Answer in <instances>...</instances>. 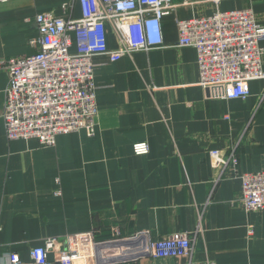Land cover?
<instances>
[{
	"label": "crops",
	"instance_id": "1",
	"mask_svg": "<svg viewBox=\"0 0 264 264\" xmlns=\"http://www.w3.org/2000/svg\"><path fill=\"white\" fill-rule=\"evenodd\" d=\"M67 2L0 3V59L37 52L31 44L38 37L37 15L79 19L77 2L61 9ZM218 7L251 9L264 24V0H226ZM213 11L211 4L178 7L162 20V45L116 62L94 57L95 132L59 135L53 147L6 139L8 76L0 71V264L11 255L19 264H35L31 252L45 240H57L62 249L66 236L89 232L95 242L108 243L101 253L107 262L97 257L80 264H185L184 257H129L145 241L178 234L192 241L194 263L264 264V211L246 213L236 202L239 177L264 172V80L250 82L246 99L214 95L198 84L194 48L177 46V21ZM106 37L116 50L109 26ZM260 46L264 50V41ZM140 142L149 146L145 156L132 152ZM212 150L236 160L216 185ZM114 230L122 241L112 244ZM54 258L49 253V261Z\"/></svg>",
	"mask_w": 264,
	"mask_h": 264
},
{
	"label": "built area",
	"instance_id": "2",
	"mask_svg": "<svg viewBox=\"0 0 264 264\" xmlns=\"http://www.w3.org/2000/svg\"><path fill=\"white\" fill-rule=\"evenodd\" d=\"M222 1L226 0H72L79 5V19L58 18L50 13L37 15L38 37L31 41L37 52L0 59V71L8 76L2 115L6 139L36 140L42 147H53L59 135L83 131L92 136L98 114L93 58L105 56L116 62L133 52L162 45V20L181 6L211 4L214 7L209 16L176 23L177 46L196 51L199 86L228 100L246 99L250 82L264 80V50L260 46L264 41V24L255 20L251 9L219 10ZM72 2L62 4L61 9L68 11ZM106 26L116 36V50L107 46ZM132 152L135 156H145L149 146L145 142L135 143ZM209 158L216 173L213 180L216 185L229 177L227 170L234 169L236 160L233 156L223 157L218 150L210 151ZM239 179L238 205L246 213L264 211V172L244 174ZM116 231L113 232L117 239L112 244L122 241ZM248 234H252V227ZM64 241V248L57 249V240H45L42 246L32 250L33 262L80 264L97 257L99 263L107 262L101 253L108 243L95 242L94 233L69 235ZM192 249L190 238L178 234L156 242L145 241L129 251V257H184L185 264H214L194 263ZM51 252H55L52 262L48 259ZM19 263L16 255L9 256L8 264Z\"/></svg>",
	"mask_w": 264,
	"mask_h": 264
}]
</instances>
